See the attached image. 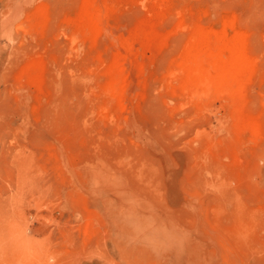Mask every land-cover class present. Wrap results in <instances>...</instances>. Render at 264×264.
Returning a JSON list of instances; mask_svg holds the SVG:
<instances>
[{
	"label": "rangeland",
	"instance_id": "rangeland-1",
	"mask_svg": "<svg viewBox=\"0 0 264 264\" xmlns=\"http://www.w3.org/2000/svg\"><path fill=\"white\" fill-rule=\"evenodd\" d=\"M0 264H264V0H0Z\"/></svg>",
	"mask_w": 264,
	"mask_h": 264
},
{
	"label": "bare ground",
	"instance_id": "bare-ground-1",
	"mask_svg": "<svg viewBox=\"0 0 264 264\" xmlns=\"http://www.w3.org/2000/svg\"><path fill=\"white\" fill-rule=\"evenodd\" d=\"M227 26H229V25H227ZM225 31V30H224ZM220 32V31H219ZM226 32V31H225ZM225 32H222V33H225ZM217 34H218V32H217ZM226 34V33H225ZM224 35V34H223ZM235 35V34H234ZM237 35V34H236ZM216 36V35H215ZM220 36V35H219ZM219 37H217V39H218ZM225 38V37H224ZM237 38V37H236ZM217 39H216V42H217ZM222 39V38H221ZM220 40V39H219ZM227 42H229V41H227ZM226 42V43H227ZM234 42V41H233ZM217 44H222V42L220 43V41H219V43H217ZM230 44H231V42H230ZM217 46V45H216ZM219 46V45H218ZM217 46V47H218ZM221 46V45H220ZM232 46H235L234 44L232 45ZM231 47V46H230ZM236 47V46H235ZM235 47H233L232 49H234ZM212 48V47H211ZM224 48H227V47H225L224 46ZM229 48V47H228ZM221 49V48H220ZM222 50V49H221ZM226 50V49H225ZM235 50V49H234ZM221 52V51H220ZM239 52V51H238ZM235 53V52H234ZM207 54V53H206ZM238 54V53H237ZM229 55V54H228ZM198 56V55H197ZM205 57V56H204ZM194 58H195V56H194ZM223 58V57H222ZM224 59V58H223ZM221 60L220 62H221V65L226 69V73H228L227 72V70H230L231 71V73H230V75L232 74V72H234L235 71V69H236V66H239V64L240 65H242L241 64V62H242V60L240 61L239 59H236V57H235V54L233 55H229V57L227 58V59H225V60ZM199 59L197 58V61L196 62H199L198 61ZM239 60V61H238ZM203 61V60H202ZM194 62V61H193ZM200 63V62H199ZM202 63V62H201ZM186 64V63H185ZM194 64V63H193ZM199 65V64H198ZM218 65H220V64H218ZM217 65V66H218ZM202 67L203 66H201V71L202 72H204V70L202 69ZM214 71V70H213ZM229 71V72H230ZM236 71H237V69H236ZM220 72H222L221 70H220ZM219 72V73H220ZM238 73V72H237ZM237 73H236V75H237ZM234 74V73H233ZM207 75V74H206ZM220 75L221 74H219V76L218 77H220ZM227 75V74H226ZM226 75H224L225 76V78L224 79H226ZM236 75H233V76H235V78H236ZM217 76V75H216ZM223 76V75H222ZM228 76V75H227ZM230 77V76H229ZM205 78V77H204ZM223 78V77H222ZM233 79V78H232ZM221 82H222V79L220 80ZM224 81H229V80H224ZM234 81V80H233ZM227 82H226V84H227ZM229 83V82H228ZM202 86V85H201Z\"/></svg>",
	"mask_w": 264,
	"mask_h": 264
}]
</instances>
